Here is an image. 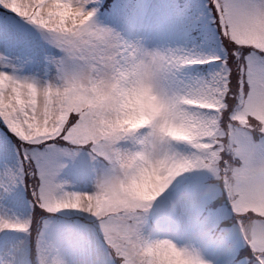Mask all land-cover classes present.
<instances>
[{
    "label": "clouds",
    "instance_id": "clouds-1",
    "mask_svg": "<svg viewBox=\"0 0 264 264\" xmlns=\"http://www.w3.org/2000/svg\"><path fill=\"white\" fill-rule=\"evenodd\" d=\"M218 2L205 0L209 13ZM28 15L59 55L45 56L48 78L0 73V110L35 109L24 135L60 140L82 167L42 179L26 163L40 214L4 232L0 264H225L236 245L244 264H264V72L241 58L248 47L264 67V0L219 25L218 63L195 78L144 35L119 58H91L88 0H30ZM228 50L241 57L227 64ZM210 206L222 226H206Z\"/></svg>",
    "mask_w": 264,
    "mask_h": 264
},
{
    "label": "snow or ice",
    "instance_id": "snow-or-ice-1",
    "mask_svg": "<svg viewBox=\"0 0 264 264\" xmlns=\"http://www.w3.org/2000/svg\"><path fill=\"white\" fill-rule=\"evenodd\" d=\"M29 3L30 0H0V47L11 49L23 46L26 34L21 21L33 25L28 15ZM254 4L255 0H223L222 6L218 2L209 13V6L205 4L172 3L158 13L153 5L144 0H88V6L98 18L97 27L90 41L89 54L91 58L99 61L119 58L125 51L139 43L138 33H144L146 39L173 38L178 34L175 27L177 21L183 34L199 28L205 33L206 41H214L219 32V25L226 18L229 21L241 19ZM101 13L107 22L100 19ZM209 24L216 26L212 37L206 34ZM242 51L246 54L243 57L241 52L231 50L218 54L227 64H231L233 58L241 57L249 62L253 72H264V67L256 63L258 58L255 53H250L248 47H244ZM166 55L175 60L180 69L200 64H208L212 68L218 63L217 60L210 59L209 52L201 51L197 47L192 49L168 47ZM5 68L13 71H6ZM15 68L16 65L12 63L11 58L0 53V73L11 82L29 83L26 77L22 78L15 74ZM236 79V73L233 72L231 75L233 84L236 83ZM192 84L194 87H204L209 82L195 80ZM5 95L7 96V92ZM7 103L9 102L6 100L5 104ZM34 112L35 109L29 110L22 103L17 104L14 109L0 110V132L11 134L10 137L0 138V204L14 208L20 206L22 197L19 189L30 175L26 173V163L34 164L42 179L45 176L54 177L57 169L66 163L73 173L82 167L75 159L77 154L70 148L62 146L60 140L53 143L44 137L28 138L24 135L21 125L32 118ZM75 119L76 117L72 116L69 123ZM63 143L66 144L68 141L65 140ZM27 187L29 188V184ZM202 211L205 213L204 221L208 228L222 226L223 217L219 208L210 206L203 208ZM39 214L37 209L36 215ZM28 223L24 217L0 215V233L18 231L21 227H27ZM8 239L4 236L0 238V243L6 244ZM247 251V248L240 245L226 249L223 254L225 264H244ZM261 261H264V257H261Z\"/></svg>",
    "mask_w": 264,
    "mask_h": 264
},
{
    "label": "rangeland",
    "instance_id": "rangeland-1",
    "mask_svg": "<svg viewBox=\"0 0 264 264\" xmlns=\"http://www.w3.org/2000/svg\"><path fill=\"white\" fill-rule=\"evenodd\" d=\"M180 4V5H203L205 3L204 0H152L151 5H153L157 12L159 13L165 6L169 4ZM100 19L103 22H107L104 20V16H100ZM161 23H163L161 21ZM23 26V31L26 34V39L23 43L22 47L19 48H11L6 49L4 47H0V53H3L5 56L11 58L12 63L16 65L15 74L20 77H32L36 76L41 79L48 78L51 76V65L48 64L45 60V56L54 57L58 56L59 52L46 45L35 26L31 24H27L21 21ZM175 27L177 28L178 34L173 37H154L152 39H148L149 46L156 45H164L167 47H179V48H187L192 49L193 47L199 48L201 51L208 52L210 49L214 48L218 45V41L215 37V40H207L205 37V33L202 32L201 29L195 28L192 29L187 34H183L180 32V24L179 22H175ZM194 31H198L197 35H194ZM215 29L213 25H207L206 34L208 37H212L214 35ZM144 35V33H139L138 36ZM197 66V65H195ZM192 67L184 68V74L186 78H195L200 74L198 71H194ZM6 71H13V69L5 68ZM209 70V69H208ZM207 70V71H208ZM5 137V135L0 132V138ZM71 170L68 169L66 174L71 175ZM22 185L20 186L21 197L23 194ZM30 205L23 199H21V204L19 207H10L6 204H0V215H16L21 218L29 215ZM4 236V233H0V238Z\"/></svg>",
    "mask_w": 264,
    "mask_h": 264
}]
</instances>
